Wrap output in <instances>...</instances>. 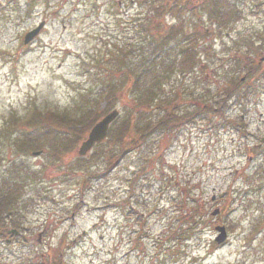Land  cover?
I'll return each mask as SVG.
<instances>
[{"label": "rangeland", "instance_id": "1", "mask_svg": "<svg viewBox=\"0 0 264 264\" xmlns=\"http://www.w3.org/2000/svg\"><path fill=\"white\" fill-rule=\"evenodd\" d=\"M141 2L0 0V228L9 229V213L28 228L10 244L0 238V264H264V0H161L163 21L149 32L138 27L151 11ZM139 55L161 58L152 62L154 107L141 111L124 73ZM98 78L119 80L116 98L101 105ZM83 103L95 106L94 123L118 110L112 133L120 127L121 144L109 133L79 159L78 134L56 125L51 133L75 138L61 156L48 153L51 144L14 146L34 136L16 128L31 109L52 118L76 115ZM169 112L188 121L158 128ZM129 116L137 126L123 132ZM222 206L226 216L212 217ZM194 207L207 211L205 221ZM217 224L226 227L223 245ZM181 228L185 236L173 235Z\"/></svg>", "mask_w": 264, "mask_h": 264}, {"label": "trees", "instance_id": "2", "mask_svg": "<svg viewBox=\"0 0 264 264\" xmlns=\"http://www.w3.org/2000/svg\"><path fill=\"white\" fill-rule=\"evenodd\" d=\"M185 2L186 0H180ZM134 2V0H133ZM142 4H144L145 6H147L148 9H150L151 11L149 12V15H147L145 18L143 17V20H138V27L140 29L141 32H149L148 30L151 29L152 24H160V22L163 21V16H164V7L161 4V0H154V3L151 4L150 0H144V2H141ZM155 3H157V5H155ZM167 7L171 8L172 12H178V7L175 3L172 2H168ZM209 10H213V8L211 7ZM136 22V21H135ZM158 22V23H157ZM162 26H166L165 23H162ZM146 27H148L149 29H146ZM171 31V29H169ZM150 36V41H158V38ZM157 43V42H156ZM135 48V47H134ZM133 48V49H134ZM126 49H128L127 51H129V48H124V50L122 49V54L121 55H116L113 57V59H115V64L119 63L120 65L123 64V56H127L126 54ZM131 55L133 54V51H131ZM184 53V51H182ZM190 57V56H188ZM153 59V58H152ZM152 59H150V57L148 59H146L145 57H141V55H139V59L136 63V67H132V69H127V71H124V73L130 75L129 79H133L134 81V86L135 87V91H133V94L138 95V100L135 101V105L134 107H136L137 111H141L140 109L146 108V110L151 109L152 107H154V105L152 104L155 100V89L153 86V78L151 79L150 77L152 75H154L155 77V72H153V68H152V62L155 63L156 61H159L161 58H158L157 56L154 57L155 60L152 61ZM189 60H187L185 63H188ZM152 68V69H151ZM117 70H113L112 71V75H118L120 70L116 73ZM131 75H135V78H132ZM110 76V73L108 72V78ZM111 79V77H110ZM143 80V81H142ZM101 82L103 87L101 89V91L104 93L103 98L101 100H107L108 102L113 100L114 98H116V93L117 91H119V80H117L118 83H115L112 85L111 80H109V82H107L105 79H100L98 78V82ZM127 83L129 82L128 78L126 79ZM156 82V80H155ZM139 91H138V90ZM108 90V91H107ZM138 91V92H137ZM137 92V93H136ZM248 92H250V89L247 90V92H244L243 94H240V97L244 96L243 99L244 102H246L248 100ZM88 102V100H86ZM84 104V103H83ZM87 104V103H86ZM100 104V103H99ZM94 107L88 108L86 110V106L84 104V109L83 111H79L76 115H66V116H59V115H54L52 118H50L51 113H42L41 111L37 110L36 108L31 109V112L29 114L28 117H25V119L22 122H19V124H16V128L22 124L23 126H29L31 128H35L34 130V136H30V132H25L21 137H19L13 144L14 146L18 149V150H23V149H27L28 152L30 151H34V150H38L39 149V145H37L38 143H42V144H51V148L48 151L49 154H52L55 157H59L62 155L63 152H69L72 147L75 144V138H72L70 140H65V138H67L70 135L69 131H62L61 134H58L59 132L57 131H53V133L50 132V130H52V126H65L67 127V129L74 131V134L72 136H77L79 139L81 140V138L83 137L84 133L86 132V128L88 126H90L93 122V120L90 119V115L94 114ZM93 108V109H92ZM92 109V110H91ZM92 111V112H91ZM166 114V113H165ZM136 117V116H135ZM165 118L161 121L158 122V128H161L162 126H165L168 124L166 123L167 120L171 119V121L179 124V123H183V120L188 121V117L189 115L187 114L186 116L183 117H178L177 115H175L172 112H169L167 115L164 116ZM133 118L131 116H129L124 123V131L129 132L132 126L136 127L137 125L134 123L132 124ZM92 121V123H90ZM118 121L116 120L112 125H116ZM169 122V121H168ZM132 125V126H131ZM173 126H175L174 124H172ZM171 125V126H172ZM113 128L111 126L110 129V134L114 137L113 142H119L121 144V140H122V135H121V131H120V127H118L115 131V133H112ZM63 134V137H61ZM133 136V135H132ZM129 136V140L128 142L130 144H134L135 143V138ZM41 140V141H40ZM143 140V138H142ZM110 142V141H109ZM116 162V161H114ZM113 162V163H114ZM262 166H264V164H262ZM258 171L264 174V168L259 167ZM264 187V179H262V185L259 186V188ZM230 206V205H229ZM1 208H3V206L0 205V212H1ZM220 209V215L221 216H226V206H222L219 208ZM192 211H195L198 215V219L200 221H205V219L207 218V211H204V213L202 212L203 209H201L200 207H194L192 209ZM191 211V213H193ZM194 214V213H193ZM194 216L190 217V220H188V224L192 223V221L194 220ZM222 218V217H221ZM192 225V224H190ZM188 232V229H179L178 231L174 232L173 235L176 236H185V234ZM187 239V237L185 238Z\"/></svg>", "mask_w": 264, "mask_h": 264}, {"label": "water", "instance_id": "3", "mask_svg": "<svg viewBox=\"0 0 264 264\" xmlns=\"http://www.w3.org/2000/svg\"><path fill=\"white\" fill-rule=\"evenodd\" d=\"M41 27H42V24L38 28H36L34 31L29 33L25 37L24 43L27 44L34 37V35H36L39 32ZM117 116H118V112L112 111L91 129L86 141H84L78 149V152H77L78 156L80 157L85 156L86 153L89 152L96 143H101L102 141H104L109 125L116 119ZM216 214H217V211L212 213V215H216ZM216 231L219 232L216 238V242L218 244H221L226 239L225 230L223 227H217Z\"/></svg>", "mask_w": 264, "mask_h": 264}, {"label": "flooded vegetation", "instance_id": "4", "mask_svg": "<svg viewBox=\"0 0 264 264\" xmlns=\"http://www.w3.org/2000/svg\"><path fill=\"white\" fill-rule=\"evenodd\" d=\"M5 219L7 220V222L9 223V224H11V225H9V229H7L5 232H4V237L6 238L5 239V242L6 243H10L11 242V239H13V238H18V237H20L22 234H26L27 232H28V228H25V227H22V226H20V227H18V226H16V227H13L12 226V223H13V221H12V219L10 218V216H7V217H5ZM2 230H4V229H2ZM22 230V232H20ZM12 231H16V234L14 235H11L12 234ZM9 238V239H8ZM11 238V239H10Z\"/></svg>", "mask_w": 264, "mask_h": 264}]
</instances>
